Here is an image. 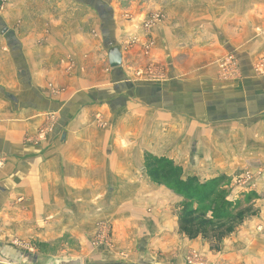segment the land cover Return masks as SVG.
<instances>
[{"label":"crops","instance_id":"0c3cea01","mask_svg":"<svg viewBox=\"0 0 264 264\" xmlns=\"http://www.w3.org/2000/svg\"><path fill=\"white\" fill-rule=\"evenodd\" d=\"M10 8L0 19L10 39L0 51L6 189L24 195L32 189L25 180L81 177L84 167L98 179H126L129 165L141 163L133 150L144 151L153 133L163 143L158 154L177 162L200 156L206 174L264 169V75L253 70L264 55V0H12ZM157 8L167 20L153 32L154 48L173 69L171 81L137 84L119 68L101 78V45L136 35ZM227 53L239 63L232 81L216 76L215 62ZM189 66L187 74L176 70ZM259 222L264 229V217ZM250 243L230 252L264 262V241Z\"/></svg>","mask_w":264,"mask_h":264},{"label":"rangeland","instance_id":"374dc122","mask_svg":"<svg viewBox=\"0 0 264 264\" xmlns=\"http://www.w3.org/2000/svg\"><path fill=\"white\" fill-rule=\"evenodd\" d=\"M11 1L0 0V19L11 9ZM166 20L165 10L148 11L136 35L110 43L123 53L119 69L130 82L160 86L171 81L173 69L159 61L153 37ZM1 33L0 39L5 40L0 51L6 52L10 39ZM110 45H101V78L112 74L104 55ZM263 59L264 55L254 65ZM223 64L234 65L235 71L231 66L224 70L228 66ZM188 69L176 70L186 73ZM215 69L217 79L232 81L239 76L232 53L218 57ZM66 70L70 73L72 67ZM49 128L37 137L44 138ZM154 134L144 151L133 150L141 163L129 165L131 174L126 179H98L84 167L81 177L25 180L32 189L24 195L1 183L0 264H34L44 257H77L83 264H264L237 257L234 250L252 246L253 238L264 241V229L259 227L264 217L259 207L264 203V169L241 165L229 176L217 172L214 177L206 174L200 156L186 155L177 162L158 154L163 143ZM4 164L0 161V169ZM124 166L128 167L120 164V169ZM184 205L192 213L184 212Z\"/></svg>","mask_w":264,"mask_h":264},{"label":"water","instance_id":"95a60500","mask_svg":"<svg viewBox=\"0 0 264 264\" xmlns=\"http://www.w3.org/2000/svg\"><path fill=\"white\" fill-rule=\"evenodd\" d=\"M108 66L111 69L122 65V52L119 47L110 45L107 50ZM34 264H83L82 259L77 257H44L36 259Z\"/></svg>","mask_w":264,"mask_h":264},{"label":"built area","instance_id":"2783aa9c","mask_svg":"<svg viewBox=\"0 0 264 264\" xmlns=\"http://www.w3.org/2000/svg\"><path fill=\"white\" fill-rule=\"evenodd\" d=\"M223 66H228L226 69H224L226 71L230 68V66L233 68V72L235 71V68H234L235 66L234 65L223 64ZM254 70H255L256 73L264 74V59L261 60L260 62H258L256 65H254ZM222 73H223V70L221 71V74ZM222 77L225 80L229 79L227 77V75H223Z\"/></svg>","mask_w":264,"mask_h":264},{"label":"trees","instance_id":"16d2710c","mask_svg":"<svg viewBox=\"0 0 264 264\" xmlns=\"http://www.w3.org/2000/svg\"><path fill=\"white\" fill-rule=\"evenodd\" d=\"M183 208H184V209H183L184 212H188V213H189L187 205H184ZM199 210H200V209H199ZM191 211H192V210H191ZM195 212H197V211H195ZM201 212H202V211H201ZM190 213H192V212H190ZM190 213H189V214H190ZM200 219H201V218H200ZM202 219L204 220V217H203ZM202 219H201V220H202Z\"/></svg>","mask_w":264,"mask_h":264}]
</instances>
